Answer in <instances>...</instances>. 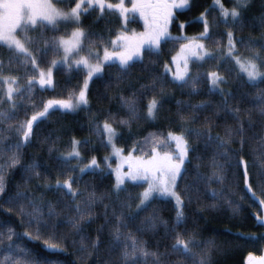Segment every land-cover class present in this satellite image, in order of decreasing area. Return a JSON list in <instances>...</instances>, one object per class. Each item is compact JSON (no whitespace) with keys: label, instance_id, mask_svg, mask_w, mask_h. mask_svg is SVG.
Wrapping results in <instances>:
<instances>
[{"label":"trees","instance_id":"trees-1","mask_svg":"<svg viewBox=\"0 0 264 264\" xmlns=\"http://www.w3.org/2000/svg\"><path fill=\"white\" fill-rule=\"evenodd\" d=\"M213 1L174 12L156 50L141 49L138 17L87 4L78 24L21 32L24 54L0 45V264H247L264 252V0H219L221 11ZM204 21L206 58L173 81L170 57L202 38ZM77 26L80 52L101 74L61 64L51 88L29 81ZM130 51L126 67L107 62ZM213 72L223 78L214 90ZM6 81L19 95L7 96ZM101 123L139 156L171 150L168 133L185 138L180 210L166 198L143 202L140 185L117 188L100 166L83 170L108 154ZM75 139L79 161L69 157ZM66 180L69 191L56 184Z\"/></svg>","mask_w":264,"mask_h":264},{"label":"rangeland","instance_id":"rangeland-1","mask_svg":"<svg viewBox=\"0 0 264 264\" xmlns=\"http://www.w3.org/2000/svg\"><path fill=\"white\" fill-rule=\"evenodd\" d=\"M67 1L0 0V45L10 48L16 53L24 54L26 53V49L22 44L20 35L28 27L33 28L37 24H58L59 21L78 24L80 13L85 10L83 5L87 4L90 7L93 5L101 9L102 7L114 9L120 13L123 20H126L127 13L138 17L142 27L146 29L145 32L136 33L140 34L141 37V43L139 44L141 49L150 47L156 50L158 39L168 38L166 30L173 13L187 8L190 0H79L72 8L65 10L62 8V4ZM213 4H217L221 11L222 5L219 0H214ZM222 13L225 14L224 9ZM204 25L205 28L201 34V39L195 38L197 39L195 40L190 38V40L182 42L180 50L170 57L171 66L168 72L173 81L178 83L185 81L191 60L206 58L202 54V46L204 44L203 38L206 37L209 26L206 21H204ZM72 31L69 37L61 38L59 41L60 57L50 64L49 69H39V71L37 69V72L33 74V77L29 81H35L39 87L51 88L53 70L61 64L82 68L90 74V78L101 74L102 65L93 70L94 65L89 63L87 57L80 52L83 44V31L78 26ZM131 50L136 51L138 48L136 47ZM134 56V53L130 51L123 53L119 58L108 59L107 62H116L118 65L126 67L127 64L134 60L130 59ZM139 56L138 54L137 57ZM208 79L211 89L214 90L218 89V82L223 78L213 72L209 73ZM6 82L8 88L7 96L19 95L22 91L21 88H18L13 82ZM88 82L89 80L84 84L85 86L80 94L79 101L84 99ZM157 105L158 103L155 99H151L148 102L146 114L149 119L155 118ZM42 114L44 112L39 116H42ZM100 126L106 138L107 148L109 149L108 154L103 158V162H99L94 158L89 159L83 165V170L100 166L112 174L117 188L121 189L125 185L132 184L140 185L143 202H148L154 198H166L171 200L173 205L180 210L182 200H180L177 194L176 185L188 159L185 138L176 132L168 133L167 142L172 147L171 150L159 151L158 149H154L150 155L139 156L133 150L125 151L116 145V132L108 123H101ZM77 145L78 140L75 139L70 149L69 157L79 161L81 155ZM56 184L62 186L66 191L71 189V183L68 180ZM258 219L261 223H264V214L262 217L258 216ZM247 264H264V252L260 255H255L254 258L247 261Z\"/></svg>","mask_w":264,"mask_h":264},{"label":"bare ground","instance_id":"bare-ground-1","mask_svg":"<svg viewBox=\"0 0 264 264\" xmlns=\"http://www.w3.org/2000/svg\"><path fill=\"white\" fill-rule=\"evenodd\" d=\"M253 207V206H252Z\"/></svg>","mask_w":264,"mask_h":264}]
</instances>
